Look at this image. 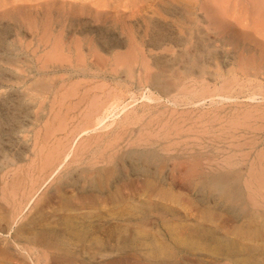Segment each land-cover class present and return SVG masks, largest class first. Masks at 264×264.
<instances>
[{
  "label": "rangeland",
  "instance_id": "rangeland-1",
  "mask_svg": "<svg viewBox=\"0 0 264 264\" xmlns=\"http://www.w3.org/2000/svg\"><path fill=\"white\" fill-rule=\"evenodd\" d=\"M0 204V264H264V0H0Z\"/></svg>",
  "mask_w": 264,
  "mask_h": 264
},
{
  "label": "bare ground",
  "instance_id": "bare-ground-1",
  "mask_svg": "<svg viewBox=\"0 0 264 264\" xmlns=\"http://www.w3.org/2000/svg\"><path fill=\"white\" fill-rule=\"evenodd\" d=\"M183 37H186V36H183ZM200 38H202V36H198V39H200ZM212 53H214V52L212 51ZM208 57H210V56H208ZM187 58L189 59V60L187 59V62L191 63L190 68H191L192 73H197L199 76L204 75L205 69L203 67H201L200 60L197 59V58H193V57H187ZM197 67H200V68L196 69ZM186 72H188V71H186ZM150 78H151L152 88L157 89L162 96H168L169 94H171L172 91L175 90L174 89L175 87L173 88V86H168L167 84H165L162 81V77H161L160 73L159 74H153L152 77H150ZM165 82H166V80H165ZM167 83H168V81H167ZM188 94L189 93H186L185 96H187L188 98H191V96H192V95H190L191 93L189 94L190 96ZM127 155H129L131 157L135 156V158H143V159H144V157L145 158L149 157L148 161L149 160H153L154 161L156 159L157 163L158 162L159 163H164L165 162V157L162 156L159 153V150L157 148L156 149H152V150H148V151H138V150L136 151V150L133 149V150L128 151ZM198 164H201V163L200 162L196 163V161H195V163L193 164L192 168H189V169L186 170V172L184 173L183 179L187 180V182L189 183V185L191 187H197V183L195 181H196V179L199 178L201 180V184H200L201 189H203L204 191H207V192L216 193L217 195H219V197L221 198L223 203L227 205L229 210L238 213L239 212V208H237V206H238V204L241 201V190H240V187H239V180H240L239 175L232 174V173H230L232 175H230V174L228 175V174H224V173H212L210 175H207V174H205V173H203L201 171L202 169L198 168ZM145 165L146 166H144V168L148 167L149 168L148 170H150L151 163H149V162L146 163V161H145ZM3 166L4 165L2 164L1 167H3ZM138 170H139V168H138ZM150 171H152V170H150ZM156 172L159 173L157 168H156ZM157 173L155 174V178H157ZM151 174L152 173H147L148 176H151ZM145 184H146V187H147L148 190H153L156 187V185H154V182L151 179H148V178L145 179ZM242 196H244V195H242ZM150 204L152 205L151 201H150ZM4 205L0 204V208L2 209V211L0 212V220H2L4 218L6 219V217H7V220L8 219L11 220V215L9 216L10 217L9 218L8 215H7L8 214V210H7V208ZM14 210H15V208H14ZM6 212H7V214H6ZM13 215H16V214L13 213ZM12 219H13V217H12ZM10 220H8V221H10ZM79 221L85 222L86 221V216L69 215L68 218H67V222L69 224H71V226L77 225V224L80 225ZM83 229L85 230L86 233H89V234L94 233L92 227L90 228L89 226H87V227L84 226ZM186 232L187 233H185V235H184L185 237L184 238H187L189 235H191V237H193V238L201 236V231L198 228H191V229L187 230ZM109 235H110V237H112L113 235L115 236L116 235V230H111ZM203 235L206 236V237H209V233L208 234L204 233ZM138 236L140 237L141 235L138 234ZM138 236H137V238H138ZM172 236L174 237L175 235H172ZM144 238L150 243V248L149 249H150L151 252L158 253V252H161V249L164 248V247H162L160 249V248L157 247L158 246L157 245V242H158L157 241V236L153 232L146 233ZM174 249L175 248L170 249L169 252L176 251Z\"/></svg>",
  "mask_w": 264,
  "mask_h": 264
}]
</instances>
